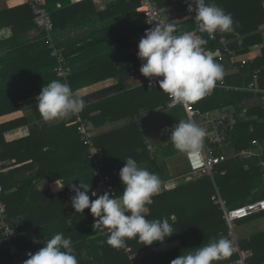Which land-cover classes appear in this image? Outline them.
<instances>
[{"label": "crops", "instance_id": "crops-1", "mask_svg": "<svg viewBox=\"0 0 264 264\" xmlns=\"http://www.w3.org/2000/svg\"><path fill=\"white\" fill-rule=\"evenodd\" d=\"M111 1L45 0V5L53 20L65 23L102 12ZM179 1L174 0L166 9L175 8ZM23 5H26L24 0H0V184L15 229L12 241L16 248L15 256L5 251L6 256H0V264H74L75 260L80 264L90 249L87 244L90 239L85 238L95 235L91 234L95 232L92 229L101 225V212H95L100 207L97 201L100 195L95 192V187L91 188L90 163L85 154L87 148L85 150L81 141L73 140L76 135L74 126L77 131L75 119L65 121L70 119L71 106L61 110L59 106L65 103L57 105L58 101L67 99L71 105L73 102L82 106L93 105L96 110L92 109V114L102 115L94 133L103 153L105 151L112 161L109 171L112 181L117 184L118 210L207 174L191 170L181 172L189 169L186 151L193 145L190 141L195 144V140H183L182 128L188 126L183 108L171 107L169 101L163 106L164 95L145 85V80L155 73L154 66L139 64L142 69H132L131 77L100 75L103 73L100 69L105 71L106 67L121 64V46L105 43L104 33L98 43L94 44L92 37L118 23L122 16L102 18L95 24L71 28L55 37L58 48L74 44L72 50L66 51L70 75L82 70L94 74V77H81V82H90L77 89L72 88L70 81L76 93L71 100L55 91L53 69L49 67V58L54 56L53 48L49 43H42L41 30ZM259 31L262 43L234 55V58L247 55L252 60L260 54L264 45V24ZM147 36V31L134 34L128 41L136 42ZM234 65L232 59L223 67V77H236L237 67ZM27 69L31 72H25ZM43 102L49 104H41ZM223 109L232 110L225 106L205 112L215 118ZM176 140L181 141V146L175 155H165ZM150 159L158 165L165 164L170 175L168 180L151 182L150 171L147 168L144 173L141 167ZM174 167L179 168L181 174H177ZM92 198L97 199L92 201ZM149 213V206L130 210L125 216L126 222H123L126 230L127 222L147 217ZM172 218L175 221V217ZM247 222L237 226V240L242 234H246L244 237L250 235L252 226L264 230V215ZM246 229L248 234L244 232ZM125 244L130 248L128 253L132 264L175 246L178 240L139 252H131L126 238ZM2 249H7L5 242H0V253Z\"/></svg>", "mask_w": 264, "mask_h": 264}, {"label": "trees", "instance_id": "trees-1", "mask_svg": "<svg viewBox=\"0 0 264 264\" xmlns=\"http://www.w3.org/2000/svg\"><path fill=\"white\" fill-rule=\"evenodd\" d=\"M155 1L166 19L169 34L181 33L190 29H197L203 34L201 42L194 48H188L187 54L191 50L199 48L210 51L219 50L226 54L222 61H218L216 58L205 61V67L213 82L222 78L228 85L240 86L243 82H248L253 73H256L258 86L264 88V45L260 49V54L247 61L245 65L242 67L239 63L234 65L237 67V74H234L236 77H230L231 75L223 77L222 75L223 67L232 61V56L245 53L251 46L262 43L259 28L264 24V0H180L179 5L174 9H166L174 0ZM138 6L139 0H113L106 5L102 12H96L90 17L65 21V23L52 19V37L55 38L58 34L71 28L95 24L102 18H120L122 16L115 25H109L106 30L93 35L91 41L94 44L99 42L104 33L106 35L103 40L105 43H110L113 47L115 44L121 46L119 48L121 64L118 62L112 67H106L105 71L100 69L103 72L100 73L102 77H131L132 69L136 71L142 69L137 61L138 58L155 51V38L152 35L136 42L128 41L131 35L144 33L148 29L145 18L136 11ZM25 7L28 10L27 14L33 20L29 6L26 4L22 8ZM183 8L185 11L178 13ZM209 33H213L215 38L209 39ZM221 37L226 39L225 45L219 43ZM40 38L42 43L46 42L47 45V36L44 31H41ZM28 42L31 43L29 40ZM73 46L74 44H70L64 47L67 63L69 60L66 51L72 50ZM225 49L232 51V55L227 54ZM201 56H203L202 51L196 55L184 57V59L198 62ZM49 60L51 61L49 67L53 69L56 59L52 56ZM88 71L82 70L70 75L69 81H71L73 89L90 82L89 80L81 82V77H94V74L87 73ZM25 72H31V69H27ZM52 73L55 88L61 80L53 70ZM75 77L80 79L75 80ZM145 88L146 86H144ZM158 91L164 95L163 106H165L170 101V90L165 87ZM203 94V98L196 105L202 112L225 106L232 109L233 120L226 119L223 125L225 136L222 142L223 146L218 147L217 143H210L207 137L203 140L209 149L213 148L216 154L224 153L227 158L214 166L213 179L206 175L174 189L163 191L153 198L143 199L131 206L117 210L122 222H126L125 216L130 210L141 206L150 207L147 217L127 222L125 238L126 243L132 248L131 252H139L150 246L178 240V244L175 246L135 260L132 264H225L239 258L238 252L224 242L228 236V227L220 205L212 199V196L216 195L215 188L217 187L228 208L264 198V95L254 96L245 90L225 91L215 87L204 89ZM61 102L65 103V105L59 106L61 110L71 106V102L67 99L58 101L57 105L62 104ZM41 104H49V102ZM55 107L58 109V106ZM92 109L96 110V107L84 105L82 116L88 118L97 127L102 115H93ZM73 119L74 116L71 114L70 119L65 121H73ZM74 128L76 135L73 140L80 142L76 127L74 126ZM93 141L96 145H101L95 135ZM252 141L256 143L252 144ZM180 142L179 140L173 141L165 155L174 156V152L181 146ZM80 143L83 144L82 141ZM84 147L86 150V146ZM248 148H257L260 153L251 157H240L239 152ZM85 154L87 159V153ZM104 161L106 171L111 176L109 164L112 161L105 151ZM175 161L177 165L178 161ZM89 167L91 188H93L95 187L93 167L92 165ZM141 167L144 173L148 168L153 183L168 180L170 176L165 164L158 165L155 160L150 159L149 163L141 165ZM174 170L176 173L178 172L177 174L180 173L179 168L174 167ZM188 170H191L190 167L187 171L182 170L181 172L186 173ZM157 171L161 174V178L158 177ZM112 183L116 191L117 184L115 181ZM96 199L92 198V201H96ZM97 201L100 207L95 212H101V225L92 229L95 232L91 234L95 235L91 236L90 234L91 237L85 238L90 239L87 243L90 249L87 250V254L80 264H130V252H125L124 248L115 247L118 238L115 233L108 231L113 222L109 219L110 204L107 198L101 194ZM260 215L263 216L264 211L246 219H254ZM172 216L175 217V221ZM8 217L10 218L9 214ZM0 242L4 243L1 235ZM238 244L242 251H251V256L246 258L247 264H264V230L238 239ZM5 251V249L1 250V257L6 256ZM74 264H78L76 260Z\"/></svg>", "mask_w": 264, "mask_h": 264}, {"label": "built area", "instance_id": "built-area-1", "mask_svg": "<svg viewBox=\"0 0 264 264\" xmlns=\"http://www.w3.org/2000/svg\"><path fill=\"white\" fill-rule=\"evenodd\" d=\"M33 15L35 24L44 31L47 36V43L53 48L56 63L53 67L55 75L60 78V83L55 87V91L64 98L74 99L76 93L72 90L69 77L70 67L67 63L63 48H58L55 38L52 37L53 22L51 14L45 7L44 0H24ZM145 18L148 29L155 38V51L139 58L138 62L142 66H154L155 73L145 80V85L152 89L169 88V105L171 107H182L188 119V126L182 128V137L184 141L195 140L196 145L188 147L186 151V160L191 171H203L213 179V168L215 165L226 160L227 156L216 154L214 149L207 147L203 140L207 137L210 143H217L222 147L224 136V121L233 120L232 111L222 110L217 117L212 118L209 112H202L197 108V103L203 98L204 89L222 88L225 91L231 89H240L251 92L254 96L264 95V88L258 86V76L253 73L248 82H243L240 86L228 85L224 79L213 82L210 79L208 69L205 67V61L216 58L218 61L224 60L226 54L219 51H210L204 49H193L188 54V48H194L201 42L203 34L197 29H190L181 33L169 34L166 21L155 0H139V6L136 8ZM209 39H214L213 33L208 34ZM219 43L226 44V39L221 37ZM200 51L203 56L198 62L185 60L184 57L196 55ZM227 54L232 55V51L225 49ZM235 63L242 67L249 61L247 55L232 56ZM83 106L75 102L70 107L73 114L77 131L81 141L87 148V156L90 165L93 167V177L95 179V192L102 194L107 198L110 204L109 219L113 224L108 229L109 232L116 234L118 241L117 248H124L126 252L130 248L125 244V225L117 212V195L111 176L106 171L104 153L102 147L96 145L93 141L95 126L86 117L82 116ZM200 118L201 120H197ZM252 141V144H255ZM257 148L243 149L239 152L240 157H251L259 154ZM216 195L212 199L218 203L223 211V216L228 227V236L226 245L233 248L239 254V258L225 264H247L246 258L251 256V251H242L239 247L236 233L234 230L235 222L247 218L253 214L264 211V198L253 200L234 208H228L221 198L217 187ZM3 187L0 184V235L6 243V251L12 256L16 254V248L13 244L15 229L12 226L6 205L3 200ZM17 261V259H16ZM16 264H18L16 262Z\"/></svg>", "mask_w": 264, "mask_h": 264}, {"label": "rangeland", "instance_id": "rangeland-1", "mask_svg": "<svg viewBox=\"0 0 264 264\" xmlns=\"http://www.w3.org/2000/svg\"><path fill=\"white\" fill-rule=\"evenodd\" d=\"M179 1V0H178ZM181 1H183V0H181ZM178 3H180V2H178ZM179 5V4H178ZM178 5H176V6H178ZM170 8V7H169ZM171 9H174V8H171ZM178 11V10H177ZM185 11V8H183V9H181L180 11H178V12H184ZM172 14L173 13H175V12H171ZM164 16V15H163ZM167 16V15H166ZM165 18V17H164ZM147 33H149V35L151 36L152 34L150 33V31L147 29ZM142 34V33H141ZM176 137H178L177 136V133H176V135H175ZM195 142V141H194ZM190 143L191 144H193V145H190V146H195L196 145V142H195V144L193 143V141H190ZM261 216V215H260ZM257 217H259V216H257ZM256 218V217H255ZM249 219H246V218H244V219H241V220H238V221H236L235 222V225H234V230H235V232H237L238 233V225H242L243 226V224H246V223H248L247 221H248ZM240 221H242V222H240ZM242 226H240V227H242ZM258 228H260V227H258ZM256 226H252V229L250 230V234H252L253 232H257V231H259L260 229H258ZM244 232H247V234H248V230L246 229V231H244ZM244 235H246V234H244ZM244 235L242 234V236L240 237L241 239L242 238H245V237H248V236H245L244 237ZM227 239V238H226ZM226 239H224V242H225V244H226Z\"/></svg>", "mask_w": 264, "mask_h": 264}, {"label": "water", "instance_id": "water-1", "mask_svg": "<svg viewBox=\"0 0 264 264\" xmlns=\"http://www.w3.org/2000/svg\"><path fill=\"white\" fill-rule=\"evenodd\" d=\"M179 125H180V128H181V126H182L181 122L179 123Z\"/></svg>", "mask_w": 264, "mask_h": 264}, {"label": "bare ground", "instance_id": "bare-ground-1", "mask_svg": "<svg viewBox=\"0 0 264 264\" xmlns=\"http://www.w3.org/2000/svg\"><path fill=\"white\" fill-rule=\"evenodd\" d=\"M140 13V12H139ZM142 15V14H141ZM165 21H166V19H165ZM38 27V26H37ZM39 28V27H38ZM40 29V28H39ZM149 30V29H148Z\"/></svg>", "mask_w": 264, "mask_h": 264}]
</instances>
